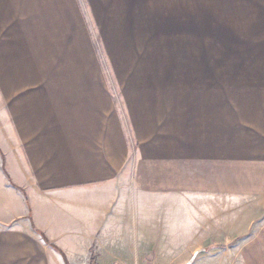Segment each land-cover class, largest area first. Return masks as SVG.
Here are the masks:
<instances>
[{"label": "crops", "instance_id": "0c3cea01", "mask_svg": "<svg viewBox=\"0 0 264 264\" xmlns=\"http://www.w3.org/2000/svg\"><path fill=\"white\" fill-rule=\"evenodd\" d=\"M197 2L0 0V264H264V49L211 82L130 54L135 10ZM95 29L110 87L90 78Z\"/></svg>", "mask_w": 264, "mask_h": 264}, {"label": "rangeland", "instance_id": "374dc122", "mask_svg": "<svg viewBox=\"0 0 264 264\" xmlns=\"http://www.w3.org/2000/svg\"><path fill=\"white\" fill-rule=\"evenodd\" d=\"M193 4L199 5V9L135 10L136 21L139 20L143 26L137 28L135 35L146 40L141 41L143 44L141 46L136 42L135 55L130 53L132 57L138 59V53L141 54V51L148 49L151 45L152 51L157 53L162 51V55L165 52L166 56L182 61L183 65L199 64L200 68L210 66L211 82L222 80L221 72L226 60H237L225 57L226 54L236 55V51L243 48L264 49V10L210 8V6L223 5L210 3V0H198ZM92 32L91 45L94 49L92 57L95 59L98 70L94 71L96 74H91L90 78L102 81L109 87L111 84L113 86L117 82V75L110 69L104 43L101 42L98 32L96 29ZM163 38L167 41L166 47H162ZM229 49L233 52H225ZM181 52L193 55L197 63L196 60L190 63L191 57L182 56L179 54ZM168 57V64L170 61L173 63V60ZM262 61L264 63V58ZM246 65L249 69V58ZM260 70L262 73L252 75L256 76L257 82L253 85L261 87L264 92V66ZM218 86L221 87V85ZM113 92L116 93L114 89ZM214 92L218 91L214 90Z\"/></svg>", "mask_w": 264, "mask_h": 264}, {"label": "water", "instance_id": "95a60500", "mask_svg": "<svg viewBox=\"0 0 264 264\" xmlns=\"http://www.w3.org/2000/svg\"><path fill=\"white\" fill-rule=\"evenodd\" d=\"M197 254H198V252H196V253L193 255V257H192L188 262L183 263V264H192V263L194 262L196 256H197Z\"/></svg>", "mask_w": 264, "mask_h": 264}, {"label": "built area", "instance_id": "2783aa9c", "mask_svg": "<svg viewBox=\"0 0 264 264\" xmlns=\"http://www.w3.org/2000/svg\"><path fill=\"white\" fill-rule=\"evenodd\" d=\"M111 264H124V263L115 261V262H112Z\"/></svg>", "mask_w": 264, "mask_h": 264}, {"label": "trees", "instance_id": "16d2710c", "mask_svg": "<svg viewBox=\"0 0 264 264\" xmlns=\"http://www.w3.org/2000/svg\"><path fill=\"white\" fill-rule=\"evenodd\" d=\"M64 259H65V256H64ZM65 261H66V259H65ZM66 264H67V261H66Z\"/></svg>", "mask_w": 264, "mask_h": 264}]
</instances>
